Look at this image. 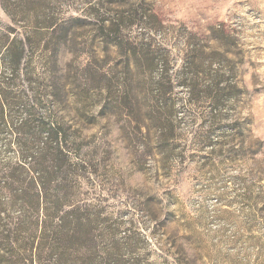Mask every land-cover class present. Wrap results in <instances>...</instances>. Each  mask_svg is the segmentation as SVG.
Wrapping results in <instances>:
<instances>
[{
	"label": "rangeland",
	"instance_id": "374dc122",
	"mask_svg": "<svg viewBox=\"0 0 264 264\" xmlns=\"http://www.w3.org/2000/svg\"><path fill=\"white\" fill-rule=\"evenodd\" d=\"M25 1H7L17 24L0 3V28L27 38L32 87L48 101L39 116L67 129L72 167L81 158L91 165L81 167L77 197L64 212L95 220L89 234L96 240L105 225L118 228L117 240L132 245L129 256L138 264H264V0H150L162 24L125 32L157 52L167 50L174 77L189 34L229 53L228 90L218 108L206 93L192 97L174 83L170 158L150 157L158 144L136 128L152 127L145 120L148 101L140 96L137 112L133 97L124 98V58L106 49L91 16L99 2L101 16L119 19L138 7L135 1ZM215 59L218 67L222 59ZM46 78L48 90L41 85ZM122 98L124 117L102 115ZM216 114L221 119L212 122ZM14 141L7 127L0 166L18 162Z\"/></svg>",
	"mask_w": 264,
	"mask_h": 264
},
{
	"label": "trees",
	"instance_id": "16d2710c",
	"mask_svg": "<svg viewBox=\"0 0 264 264\" xmlns=\"http://www.w3.org/2000/svg\"><path fill=\"white\" fill-rule=\"evenodd\" d=\"M7 1L0 0L1 6L17 24ZM134 1L133 6L138 7L122 11L119 19L101 16L105 8L99 2L91 6V16L99 23L98 32L106 49L113 48L124 58V98L133 97L137 112L142 111L140 96L148 101L145 120L152 127L142 125L147 133L136 128L144 140H155L158 144L157 151L150 150V157L170 158L174 151L169 149V143L175 127L169 122L173 106L168 96L174 83L187 87L192 97L206 93L218 108L224 103L228 90V70L224 62L229 53L218 45H204L196 35L189 34L186 48L180 51L182 64L174 77L167 50L157 52L152 44H139L125 35L126 31L143 24H162L150 0ZM8 29L0 28V134L8 127L15 135L10 147L18 152V162L0 166V264H138L129 256L132 245L117 240L118 228L105 225L102 237L96 240L89 234L95 220L64 212L77 197L74 193L80 186L81 167L91 168V165L81 158L72 167L67 129L60 124L47 123L39 116L40 108L48 101L32 87L36 73L32 63L27 61V38L19 34L13 37L16 29ZM216 57L222 59L218 67ZM157 70L160 75L155 81L153 74ZM4 72L9 73L8 78L3 76ZM49 82L46 78L41 85L48 90ZM124 98L105 105L102 115L124 117L127 112ZM20 114L24 117L18 123L10 122ZM220 119L216 114L211 121Z\"/></svg>",
	"mask_w": 264,
	"mask_h": 264
}]
</instances>
